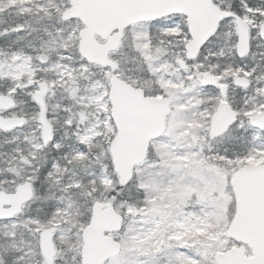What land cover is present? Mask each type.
I'll return each mask as SVG.
<instances>
[{"label":"snow or ice","instance_id":"snow-or-ice-1","mask_svg":"<svg viewBox=\"0 0 264 264\" xmlns=\"http://www.w3.org/2000/svg\"><path fill=\"white\" fill-rule=\"evenodd\" d=\"M0 264H264V0H0Z\"/></svg>","mask_w":264,"mask_h":264}]
</instances>
